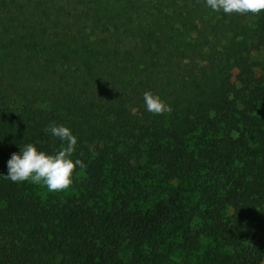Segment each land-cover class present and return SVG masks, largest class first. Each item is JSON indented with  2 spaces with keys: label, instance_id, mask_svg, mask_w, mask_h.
<instances>
[{
  "label": "trees",
  "instance_id": "trees-1",
  "mask_svg": "<svg viewBox=\"0 0 264 264\" xmlns=\"http://www.w3.org/2000/svg\"><path fill=\"white\" fill-rule=\"evenodd\" d=\"M263 49L264 11L206 0H0V264H264ZM53 122L86 167L44 201L3 175Z\"/></svg>",
  "mask_w": 264,
  "mask_h": 264
},
{
  "label": "clouds",
  "instance_id": "clouds-1",
  "mask_svg": "<svg viewBox=\"0 0 264 264\" xmlns=\"http://www.w3.org/2000/svg\"><path fill=\"white\" fill-rule=\"evenodd\" d=\"M206 5L214 12L222 11L228 15H258L264 11V0H206ZM143 98L146 109L153 114L162 115L171 111V107L159 95L145 91ZM45 132H50L62 142L59 149L49 154L32 143L20 146L19 153L11 154L7 162L8 173L3 176L13 183L28 181L43 185L49 192L67 190L73 183L77 166L86 167L82 160L72 159L77 137L69 127L54 122L45 128ZM90 151L94 149L90 148Z\"/></svg>",
  "mask_w": 264,
  "mask_h": 264
},
{
  "label": "rangeland",
  "instance_id": "rangeland-1",
  "mask_svg": "<svg viewBox=\"0 0 264 264\" xmlns=\"http://www.w3.org/2000/svg\"><path fill=\"white\" fill-rule=\"evenodd\" d=\"M251 61L253 62L255 73L261 74L264 68V49L253 52ZM24 183L29 184L33 191L44 201L48 200L50 194L63 198L71 196L74 192L71 188L60 192H49L43 185H36L28 181ZM206 249L207 245L204 244L198 251L175 252L170 262L171 264H223L221 261L208 259L205 255Z\"/></svg>",
  "mask_w": 264,
  "mask_h": 264
}]
</instances>
